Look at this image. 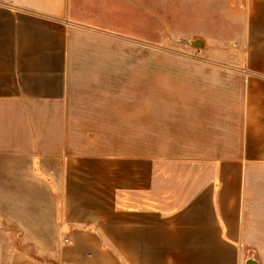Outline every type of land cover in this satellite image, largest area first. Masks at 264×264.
<instances>
[{
    "label": "crops",
    "instance_id": "1",
    "mask_svg": "<svg viewBox=\"0 0 264 264\" xmlns=\"http://www.w3.org/2000/svg\"><path fill=\"white\" fill-rule=\"evenodd\" d=\"M163 19L243 59L145 60ZM165 160L211 171L127 203ZM0 226L54 252L19 264H264V0H0Z\"/></svg>",
    "mask_w": 264,
    "mask_h": 264
},
{
    "label": "rangeland",
    "instance_id": "2",
    "mask_svg": "<svg viewBox=\"0 0 264 264\" xmlns=\"http://www.w3.org/2000/svg\"><path fill=\"white\" fill-rule=\"evenodd\" d=\"M214 21V20H213ZM183 24V21H181ZM180 21H171L168 24L167 19L161 20V35L160 40L153 46L143 45V58L145 60L153 61H167V60H239L243 59L245 53L239 52L234 45L235 42H229L227 46H214L211 44L210 35L207 37L199 36L200 24L198 22H192V30L196 33L194 36H181L174 35L172 30V24H175V30H178V24ZM189 22V21H188ZM210 22V21H209ZM181 28V27H180ZM184 28V27H183ZM211 27L208 28L210 30ZM172 29V30H171ZM214 28L211 29V34H214ZM172 32V33H171ZM201 40L209 42L203 47L199 48L191 44L192 41ZM237 41V40H236ZM139 55V52H138ZM141 55V54H140ZM162 144V143H161ZM164 147V146H163ZM146 150V147H144ZM208 171L210 174V167L208 170L205 165L198 164H184L182 162L162 161L160 164V175L163 177L160 184L161 194H158L159 200L153 198V196H136L135 194L128 196L127 203L146 205L149 210L153 206V202L163 203L164 199H167L169 194H173L176 189L183 190L187 188L186 196L188 197L189 189L192 194L199 188L200 180L197 178L201 171ZM167 195V196H166ZM161 197V198H160ZM156 204V203H155ZM146 217V216H145ZM119 218V217H117ZM0 264H10L9 260L14 262L12 254L16 255V264H19L18 258L20 254L22 256L27 255L37 260L52 261L53 253H47L41 251L39 245L28 243L22 236L18 229L8 232L6 228L0 226ZM54 249L55 245H51ZM105 246H107L105 244ZM45 249V247H44ZM55 251V249L53 250ZM54 261V260H53Z\"/></svg>",
    "mask_w": 264,
    "mask_h": 264
},
{
    "label": "water",
    "instance_id": "3",
    "mask_svg": "<svg viewBox=\"0 0 264 264\" xmlns=\"http://www.w3.org/2000/svg\"><path fill=\"white\" fill-rule=\"evenodd\" d=\"M191 44L199 48L203 47V41L201 40L192 41ZM247 264H259V262L255 259L254 256H251L248 258Z\"/></svg>",
    "mask_w": 264,
    "mask_h": 264
}]
</instances>
